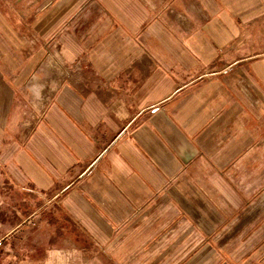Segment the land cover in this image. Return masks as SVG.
Instances as JSON below:
<instances>
[{
    "label": "crops",
    "instance_id": "1",
    "mask_svg": "<svg viewBox=\"0 0 264 264\" xmlns=\"http://www.w3.org/2000/svg\"><path fill=\"white\" fill-rule=\"evenodd\" d=\"M0 264H264V0H0Z\"/></svg>",
    "mask_w": 264,
    "mask_h": 264
},
{
    "label": "rangeland",
    "instance_id": "2",
    "mask_svg": "<svg viewBox=\"0 0 264 264\" xmlns=\"http://www.w3.org/2000/svg\"><path fill=\"white\" fill-rule=\"evenodd\" d=\"M50 59H54L56 61V65H57V72H56V74H53L54 75L53 77L55 78L58 76L61 78V81H65V80L70 81L72 78V75L69 74L68 69L66 67H64L62 65V63L60 61H58L56 58H53V56L46 58V61L47 62L51 61ZM32 225L34 226V228L36 227V224H32Z\"/></svg>",
    "mask_w": 264,
    "mask_h": 264
}]
</instances>
